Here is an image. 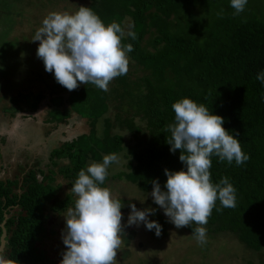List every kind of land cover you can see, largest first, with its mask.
Segmentation results:
<instances>
[{
  "label": "trees",
  "instance_id": "trees-1",
  "mask_svg": "<svg viewBox=\"0 0 264 264\" xmlns=\"http://www.w3.org/2000/svg\"><path fill=\"white\" fill-rule=\"evenodd\" d=\"M84 7H90L106 25L112 21L126 25L128 20L134 24L137 38L122 40L134 49L128 53V72L114 78L107 92L90 83L73 91L64 92L63 87L49 92L52 109L47 122L59 125L76 115L89 127L88 133L51 151V159L67 160L58 175L71 189L81 169L116 154L124 168L110 173L116 164L112 163L101 186L125 182L145 194L143 209L155 208L149 220L162 226L161 235L157 237L152 230L151 237L160 240L167 236L170 222L147 194L153 180L163 189L164 169H184L180 151L170 152L166 143L170 136L166 128L175 116L171 106L182 98L204 104L212 114L224 118L223 127L250 157L241 166L211 157V181L215 184L222 177L229 178L236 189V207L221 208L216 202L204 225L207 237L232 235L253 253L255 260L248 264H264V85L256 79L264 71V0H248L244 11L235 16L230 0H90ZM36 18L41 19L38 13ZM12 27L1 29L0 44L11 41L5 33ZM20 97L28 100L29 94ZM41 97L39 93L37 100ZM19 101L13 96L10 99L14 107L5 109L9 118L24 111L15 106ZM26 104L29 113L37 111V102ZM59 189L53 172L30 170L20 184L0 182V240L3 231L6 233L0 254L6 260L13 264L43 261L37 245L49 216L65 213L76 199L72 191L59 198ZM114 199L124 205L121 211L130 203L140 210L141 203L126 197ZM195 227L184 229L193 235ZM123 233L122 259L127 257L133 235L126 229Z\"/></svg>",
  "mask_w": 264,
  "mask_h": 264
},
{
  "label": "clouds",
  "instance_id": "clouds-1",
  "mask_svg": "<svg viewBox=\"0 0 264 264\" xmlns=\"http://www.w3.org/2000/svg\"><path fill=\"white\" fill-rule=\"evenodd\" d=\"M247 3L248 0H230L233 15L242 13ZM217 15H222V10ZM133 27L131 22L122 25L112 21L106 25L90 7L80 6L74 13L50 12L31 41L39 42L36 57L58 84L73 91L90 83L107 92L114 78L128 72V53L134 49L122 40L137 38ZM256 79L264 85V71L257 73ZM261 99L264 101V97ZM171 107L175 116L174 123L167 125L170 136L166 143L170 152L180 151L179 161L184 169H164L167 179L163 189L153 180L152 191L147 195L175 228L197 225L192 234L203 245L207 237L204 225L216 202H220L221 208L236 207V189L229 178L212 183L211 157L228 164L234 161L237 166L244 165L250 157L242 150L240 141L223 127L224 118L212 114L204 104L182 98ZM118 162L116 154H108L102 162H92L79 171L71 187L76 197L74 206L63 216L61 239L66 250L60 264H116L124 235L121 212L124 205L101 185L109 166ZM128 207L127 226L143 224L147 230H154L157 237L161 235L162 226L149 220L150 215H155V208L138 210L131 203ZM0 264L13 262L0 254Z\"/></svg>",
  "mask_w": 264,
  "mask_h": 264
},
{
  "label": "rangeland",
  "instance_id": "rangeland-1",
  "mask_svg": "<svg viewBox=\"0 0 264 264\" xmlns=\"http://www.w3.org/2000/svg\"><path fill=\"white\" fill-rule=\"evenodd\" d=\"M89 2L90 0H0V33L1 29H8L9 24L13 26L5 33V38L11 41L6 42L7 45L0 44V182L17 181L20 184L30 170L43 171L45 174L53 172L55 182L60 184L59 198L71 193L65 180L58 175L59 168L67 164V160H53L50 154L62 143L88 133L89 127L85 120L76 115L59 125L46 121L48 112L52 109V94L49 92L52 88L61 91L63 86L55 81L53 74L45 71L42 60L36 57L39 42L30 39H33L34 31L50 12L74 13ZM37 13L41 19L36 18ZM82 86L84 85H79L77 89ZM39 93L43 97L37 100ZM28 94V100L20 97ZM12 96L20 100L15 106L24 111L11 119L5 109L14 107L10 103ZM27 102H37V111L29 113L25 108ZM122 168L123 163H116L110 167V173L114 174ZM107 188L113 198L126 197L138 205L141 203L139 208L143 209L146 196L140 195L131 184L114 182ZM73 196L75 197L74 194ZM121 212L123 230L133 232V235L126 258L122 259L120 248L117 250L116 264H248L255 260L253 253L243 249V245L232 235H215L214 239L206 237V243L200 245L184 227L177 229L170 223L167 236L158 240L151 237L150 231L143 224L127 226L129 207ZM66 213L67 211L49 216L43 239L37 245L43 253V261L39 264H60L62 253L66 250L61 239L65 227L63 216ZM123 249H127V246H123Z\"/></svg>",
  "mask_w": 264,
  "mask_h": 264
},
{
  "label": "water",
  "instance_id": "water-1",
  "mask_svg": "<svg viewBox=\"0 0 264 264\" xmlns=\"http://www.w3.org/2000/svg\"><path fill=\"white\" fill-rule=\"evenodd\" d=\"M5 236H6V233H5V231H3L2 236H1V240H0V251L3 249V247L6 244Z\"/></svg>",
  "mask_w": 264,
  "mask_h": 264
}]
</instances>
